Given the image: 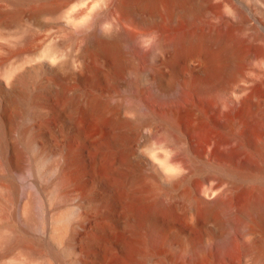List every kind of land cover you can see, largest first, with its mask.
Returning a JSON list of instances; mask_svg holds the SVG:
<instances>
[{
    "label": "bare ground",
    "instance_id": "obj_1",
    "mask_svg": "<svg viewBox=\"0 0 264 264\" xmlns=\"http://www.w3.org/2000/svg\"><path fill=\"white\" fill-rule=\"evenodd\" d=\"M230 8L0 0V264H264V36Z\"/></svg>",
    "mask_w": 264,
    "mask_h": 264
},
{
    "label": "rangeland",
    "instance_id": "obj_2",
    "mask_svg": "<svg viewBox=\"0 0 264 264\" xmlns=\"http://www.w3.org/2000/svg\"><path fill=\"white\" fill-rule=\"evenodd\" d=\"M257 6V7H255ZM229 7L230 9H236L235 11H240L243 15L241 22L247 27H251L252 31L257 30L261 35L264 36V17L261 14V10H264V5H259L258 3H254L253 0H229ZM245 7L248 8V11L245 10ZM250 11V12H249ZM258 13V14H257ZM255 19V20H254ZM259 23V24H258ZM260 25V26H259ZM262 25V26H261ZM257 28V29H256ZM260 43L264 44V37L260 40ZM251 65L253 68L256 69H263L264 68V54H259L257 58L251 60ZM56 216H52V219ZM57 223L51 222L48 225V228L57 227ZM53 233L56 231H52Z\"/></svg>",
    "mask_w": 264,
    "mask_h": 264
}]
</instances>
